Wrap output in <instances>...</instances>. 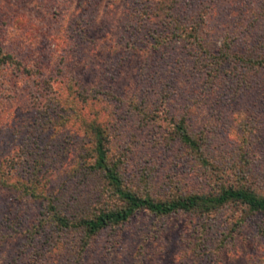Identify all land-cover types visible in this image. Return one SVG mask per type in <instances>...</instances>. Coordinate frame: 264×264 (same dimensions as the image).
I'll return each instance as SVG.
<instances>
[{
	"label": "rangeland",
	"instance_id": "rangeland-1",
	"mask_svg": "<svg viewBox=\"0 0 264 264\" xmlns=\"http://www.w3.org/2000/svg\"><path fill=\"white\" fill-rule=\"evenodd\" d=\"M149 1L0 0V47L31 72H0V160L15 151L30 163L25 150L35 146L30 151L38 153L49 135L46 129L38 132L40 110H47L50 99L72 80L79 89L97 88L94 95L100 99L94 110L102 108L98 113L108 120L112 153L125 162L127 176L146 161L153 183L171 176L176 183L184 179L188 183L189 177L193 187L202 185L201 176L197 182L196 174L188 173L195 167L181 147L167 140L173 126L170 118L158 112L152 121L138 113L161 108L160 102L154 107L145 100L162 89L147 93L151 80L170 85L173 78H183L187 90L170 96L169 106L177 104L176 114L182 108L190 127L204 129L212 144L233 146L226 147L227 164L236 171L242 164L239 173L249 172L244 183L264 193V68L243 85L226 71L230 67L226 64L220 71L222 83L206 85L207 66L194 60L192 44L157 42L165 29L160 19L146 15ZM171 3L178 14L174 20L201 22L211 52L224 39L238 53L264 52V0ZM70 129L49 151L55 167L49 190L66 175L77 155L82 137L79 132L73 136ZM236 145L245 162L240 155L237 161L233 157ZM153 189L157 193L156 186ZM15 195L13 190L0 189V264H68L72 256L68 248L46 255L42 236L28 233L39 203L17 200ZM239 215L218 211L209 239L198 242L193 239V220L187 216L156 217L140 211L121 229L107 230L95 239L80 253V264H264L260 214L248 216L218 246V239ZM193 241L197 246L192 247Z\"/></svg>",
	"mask_w": 264,
	"mask_h": 264
},
{
	"label": "trees",
	"instance_id": "trees-1",
	"mask_svg": "<svg viewBox=\"0 0 264 264\" xmlns=\"http://www.w3.org/2000/svg\"><path fill=\"white\" fill-rule=\"evenodd\" d=\"M171 1H149L146 15L160 19L165 29L162 40L157 42L183 40L192 44L194 60L207 66L203 74L206 85L218 86L222 83L220 71L226 64L230 66L226 71H232L243 85L248 84V77L252 73L264 68V52L247 50L246 54L238 53L232 51L234 45L225 39L215 52H211L201 22L174 20L178 19V14ZM170 9L174 15L169 12ZM7 70L10 73H31L13 54L0 47V72ZM184 81L183 78H173V83L167 85L166 81L159 83L151 80L147 93L162 89L156 91V98L145 100L154 107L160 102L161 108L140 109L138 113L152 121L157 118L158 112L170 118L173 126L167 140L177 143L182 155L195 167L194 171L188 172L196 174L195 181L198 182L201 176L203 184L196 187L190 185L189 177L188 183L185 179L182 183H176L171 176H167L168 179L162 183L158 179L153 183L151 180L154 176L146 161L127 176L125 162L112 153L114 144L110 143L108 120L106 122L100 118L98 112L102 108L94 110L93 106L100 99L94 95L97 88L79 89L70 80L50 99L47 110H40L42 118L38 119L36 125L40 127L38 132L45 129L49 132L46 142L38 153L30 151L35 146L25 150V154L31 156L30 163L26 162L25 155L23 157L15 151L0 160V189L13 190L17 200L39 203L37 216L28 233L32 237L42 236L47 250L44 254L50 255L59 248H68L67 251L72 253L68 264H80V253L95 239L107 230L114 233L121 229L140 211L156 217L177 213L187 216L193 220V239L198 242L209 239L218 211L226 209L230 217L233 212H240L237 220L231 221L233 225L222 234L223 238L218 239V246L230 238L231 232H236L238 225L248 216L260 214L264 217V193L244 183L249 172L239 173L243 171L242 164L237 171L227 164L226 147L232 149L233 146L221 142L212 144L206 138L204 129L194 131L190 127L182 108L180 114H176L179 111L177 104L172 102L169 106L170 96H179L187 90L188 82ZM76 104L80 106L75 107ZM68 128H72L70 133L73 136L79 135V132L82 139L66 175L54 189L49 190V178L55 169L51 164L54 157L49 151L51 146L61 141L62 133ZM240 148L236 145L233 149L232 155L236 161L239 155L244 161L242 152L237 153ZM154 186L157 193L152 191ZM195 241L192 247L197 246Z\"/></svg>",
	"mask_w": 264,
	"mask_h": 264
}]
</instances>
